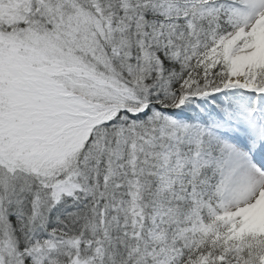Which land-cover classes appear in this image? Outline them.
I'll use <instances>...</instances> for the list:
<instances>
[{"label": "snow or ice", "instance_id": "1", "mask_svg": "<svg viewBox=\"0 0 264 264\" xmlns=\"http://www.w3.org/2000/svg\"><path fill=\"white\" fill-rule=\"evenodd\" d=\"M0 264H264V0H0Z\"/></svg>", "mask_w": 264, "mask_h": 264}]
</instances>
